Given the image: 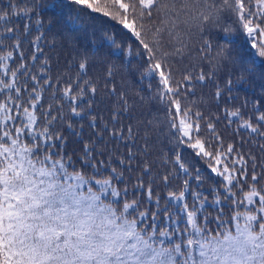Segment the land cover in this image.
Masks as SVG:
<instances>
[{
  "label": "snow or ice",
  "instance_id": "obj_1",
  "mask_svg": "<svg viewBox=\"0 0 264 264\" xmlns=\"http://www.w3.org/2000/svg\"><path fill=\"white\" fill-rule=\"evenodd\" d=\"M41 7L68 8L65 22L73 30L93 14L120 24L136 42L137 56L146 61L142 79L150 88L156 80L155 98L164 105L177 147L192 149L222 187L207 194L193 191L190 182L199 188L201 172L196 169L193 175L175 149L166 165L168 174L155 176L150 159L133 169L131 161L137 156L132 153L127 160H116L123 170L99 161L95 147L88 145L80 168L62 155L59 126L69 114L85 119L90 115L84 97L94 96L99 85L87 78V54L76 65V78L51 79L47 61L34 73L43 33L35 37L30 57L25 56L11 23L14 17L31 19L36 4L17 0L0 8V264H264V162L235 143L226 144L217 130L219 117L206 116L188 102L193 79H206L203 71L193 77L187 69L180 72L172 66L175 57L184 55L187 26L217 23L227 16L239 25L247 50L233 57L229 47L218 44L216 65L227 60L248 72L253 71L249 65L264 68V0H49ZM42 26L38 19L37 28ZM222 39L225 45L236 43L227 29ZM108 43L112 55H126L114 36ZM211 47L206 41L201 51ZM131 52L129 46L127 55ZM114 69L107 68L109 82ZM109 94L116 95L115 87ZM127 105L121 93L113 115L117 124ZM253 109L252 115L228 109L224 119L237 124L234 132L246 133L248 142L256 141L264 153V109L258 101ZM127 132L131 135L132 129ZM112 135L125 139L123 132ZM142 151L150 155L146 147ZM130 170L139 173L131 188L125 182ZM181 175L178 189L166 193L171 203L161 206L153 186L159 182L171 188ZM224 203L230 208L227 214ZM208 206L216 207L215 217L205 215ZM211 222L215 228L209 227Z\"/></svg>",
  "mask_w": 264,
  "mask_h": 264
},
{
  "label": "trees",
  "instance_id": "obj_2",
  "mask_svg": "<svg viewBox=\"0 0 264 264\" xmlns=\"http://www.w3.org/2000/svg\"><path fill=\"white\" fill-rule=\"evenodd\" d=\"M34 2L36 9L31 19L14 17L11 23L21 42L20 50L28 57L34 51L35 37L43 33V38L38 42L42 51L37 54L40 59L35 65L34 73L39 71L41 65L47 61L46 74L51 79L56 80L58 77L67 76L76 78L79 73L76 65L81 57L87 54L89 58L87 78L94 79L99 85L94 96L84 97L87 103L83 107L85 110L90 109V115L85 119L69 114V118L59 126L64 140L59 146L62 155L71 158L74 165L80 168L84 157V147L88 145L95 147L94 155L99 161H105L107 165L123 170V166H118L116 160H127L129 153H132L137 156V159L131 161L132 168L135 169L140 161L150 159L154 162L153 176H155L157 172L168 174L166 165L170 166L169 158H174L171 150L175 149L180 152L193 175L196 169L201 172L202 183L199 188L195 181L190 182L193 191H202L207 194L214 187H222L219 184L220 178L206 168L205 162L197 157L192 149L184 146L177 147L165 122L164 105L155 98L156 80L151 81L150 88L149 81L142 79L146 61L143 55L137 56L136 42L120 24L107 17H101L99 14H93L94 18L84 16L80 21L82 27L73 30L65 22V17L69 12L68 8L63 11H53L41 7L49 3V0H34ZM9 3L15 4L17 0H0V8L6 9ZM38 19L43 25L39 29L37 28ZM0 24H3V21H0ZM25 25L28 26L27 31ZM225 29L229 31V34L234 35L236 43L225 45L222 39ZM112 36L115 37L117 45L125 50L126 55H112L113 49L108 43ZM183 38L187 45L184 55L175 57L172 66L180 72L187 69L193 77L201 71L206 75L204 81L193 79L190 89L192 94L188 96V102L198 106L206 116L219 117L217 130L226 144L235 143L242 152H251L257 156L258 162H264L261 159L264 158V153L260 151L257 142L249 143L250 137L246 133L234 132V129L238 127L237 124L229 125L224 119L225 111L228 109H240L242 113L252 115L253 104L257 101L260 108L264 109V68L249 65L248 67H253V71L248 72L240 65L227 60L217 66L213 59L218 44L229 47L233 57L247 50L245 37L241 34L239 25L234 19L225 16L217 23L210 21L201 26L195 24L187 26L184 29ZM206 41L212 47L201 51ZM129 46L132 52L127 55ZM28 63L31 66L30 60ZM109 65L115 66V74L110 78L111 82L106 75ZM229 81H231L230 85ZM105 84L107 87L103 86ZM113 87L116 89V95L109 94V89ZM218 89L221 91L219 97L216 96ZM121 93L126 96L128 105L127 111L118 117L119 123L117 124L113 120V115ZM51 102L50 100L49 103ZM65 112H67L66 108ZM92 117H95L94 121ZM148 121H152L153 124L149 126ZM93 123L95 126L90 127L89 125ZM69 124L71 127L68 126ZM128 128L132 129L131 135L127 132ZM113 132H123L125 139L122 141L118 136H113ZM145 147L150 154L148 157H145L142 151ZM88 171L91 172V169ZM137 175L139 173L134 170L125 173V182L128 183L129 188L132 187ZM183 179L181 175L172 182L171 188L159 182L157 186H153L155 196L161 198V206L171 203L166 201V193L176 191ZM137 196L140 199H146L142 193H137ZM188 199L191 202V196ZM208 199L211 201L212 197L209 196ZM222 207L225 214L229 213L230 208L227 203H224ZM172 211H175V206L172 207ZM217 214L216 207H207L205 215L213 218ZM163 219L161 217V221ZM209 227L215 228V222H211Z\"/></svg>",
  "mask_w": 264,
  "mask_h": 264
}]
</instances>
